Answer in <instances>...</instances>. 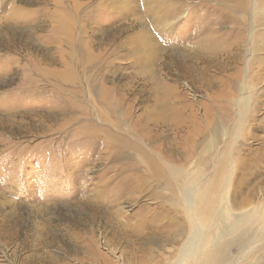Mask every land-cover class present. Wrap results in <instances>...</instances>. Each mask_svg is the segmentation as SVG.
Instances as JSON below:
<instances>
[{
    "label": "rangeland",
    "instance_id": "obj_1",
    "mask_svg": "<svg viewBox=\"0 0 264 264\" xmlns=\"http://www.w3.org/2000/svg\"><path fill=\"white\" fill-rule=\"evenodd\" d=\"M177 1L0 0V264H218L204 198L264 209V0Z\"/></svg>",
    "mask_w": 264,
    "mask_h": 264
},
{
    "label": "bare ground",
    "instance_id": "obj_2",
    "mask_svg": "<svg viewBox=\"0 0 264 264\" xmlns=\"http://www.w3.org/2000/svg\"><path fill=\"white\" fill-rule=\"evenodd\" d=\"M154 2H156L157 0H153ZM165 1V4L166 6L169 8H172L173 9H176V10H181V3L180 1H177V0H164ZM163 2V1H162ZM248 3V5L250 4H254L252 1L250 0H245L244 1V4L246 5ZM159 4V3H158ZM99 5H102L101 3ZM247 6V5H246ZM245 6V7H246ZM169 8V9H170ZM171 10V9H170ZM15 13V11L13 12ZM165 13V12H164ZM167 15V13H165ZM162 15L165 17L166 20H169L171 17H173V20L175 19L174 16L176 15H179V14H174L173 16L172 15ZM235 19V18H234ZM173 20H169L168 22L171 24L173 22ZM233 20V19H232ZM236 20V19H235ZM66 21V20H65ZM236 23V21H235ZM234 23V24H235ZM243 23V22H242ZM247 25V23H245ZM63 25H64V22H63ZM69 26V24H67ZM10 26V25H9ZM231 26V25H230ZM8 27V26H7ZM11 29H13L12 26H10ZM71 27V26H70ZM247 27L250 28V26L248 25ZM61 28V27H60ZM62 28H64L62 26ZM245 28V27H244ZM239 29V27L237 28ZM236 29V30H237ZM33 31V30H32ZM66 31V30H65ZM240 31V30H239ZM245 31V30H244ZM238 32V31H237ZM241 32V31H240ZM238 32V34L240 33ZM30 35V34H29ZM258 35H261V36H264V34H258ZM52 36V35H51ZM59 36V35H58ZM38 37V36H37ZM254 37H256V35L254 34ZM53 38V37H52ZM61 38V37H60ZM56 39V38H55ZM260 39V38H259ZM58 40V39H57ZM241 41V40H240ZM238 41V42H240ZM28 60V59H27ZM29 62V60H28ZM35 62V61H34ZM31 63V62H30ZM37 63V62H36ZM26 65V64H25ZM25 65H22L25 66ZM38 64H35L34 63V66L31 67L28 69L27 67L26 68H22L23 69V76L21 78V85L23 86H29V87H26V88H30V89H36L38 87L39 84H37V80L36 79V75H38V72L40 73V69L36 66ZM25 70V71H24ZM36 74V75H34ZM243 99V98H242ZM214 125V124H213ZM168 126V125H166ZM219 127V126H218ZM218 127L217 126H213V128H210L208 131H206V135L208 134V136L210 135V139H209V142H211L213 144V142L215 141L218 133H217V130H218ZM170 129H174V127H169ZM177 128V127H176ZM178 131V130H177ZM156 132V131H155ZM178 133V132H177ZM205 135V136H206ZM158 136V135H157ZM200 139V138H199ZM214 140V141H213ZM201 143V142H200ZM163 170H158V173H162ZM167 176V174H166ZM173 177V176H172ZM168 178V177H167ZM172 180V179H171ZM167 184H169V180L167 179ZM175 186V185H174ZM199 196V199H203L200 195V194H197ZM204 197H206V195H204ZM213 197V196H212ZM198 198V197H197ZM224 198V197H223ZM193 199V198H192ZM187 200L190 202L191 201V193L189 192V195H188V198ZM216 200V199H215ZM214 200V201H215ZM213 201V199H211L210 197H208L207 199L204 198L203 200V205L204 206L201 208V213H204L203 216L201 217H210L212 219V217H216V214L219 212L218 209H220V217L218 216L217 217V220L218 222H220L219 224V229H220V232H219V239L222 238L221 241H219L216 245V248H215V251L218 252V254L214 256V261L218 262V264H225L229 259L230 257H228V255L226 254V249L231 246V245H234V244H239V247L240 249H244L245 247H254V249L256 247H258L256 244H258V242H264V231L261 233V232H258L256 229L253 228L254 224L258 223L259 221L261 220H264V209L261 211L260 208L256 209V211H253V212H248V210L251 208H249L247 210L246 213L244 214H236L235 213H232V216L231 214L229 215V213H226L224 211H222L221 208H219L218 206H216V203ZM221 205V204H220ZM202 206V205H201ZM223 206V205H222ZM199 207V206H197ZM243 207V206H242ZM245 207V206H244ZM202 210H205L204 212ZM246 210V209H245ZM230 211V210H229ZM243 211V210H242ZM231 212V211H230ZM233 212V211H232ZM239 212V211H238ZM237 212V213H238ZM201 215V214H200ZM199 215V216H200ZM200 217V218H201ZM201 220V219H200ZM238 221H241V223L239 224V226H234L233 222H238ZM206 222V220L204 221ZM213 222V221H212ZM217 223V222H216ZM173 224V223H172ZM174 225V224H173ZM218 225V224H217ZM177 226V224H176ZM214 226V225H213ZM172 227V226H171ZM212 227V226H211ZM213 228V227H212ZM166 229V228H165ZM218 229V230H219ZM263 229V228H262ZM167 230V229H166ZM156 231V230H155ZM162 231V230H161ZM168 231V230H167ZM159 232V231H158ZM156 233V232H155ZM160 233V232H159ZM165 234V233H164ZM170 234V233H169ZM201 234V233H200ZM153 235V234H152ZM158 235V234H157ZM202 235V234H201ZM218 235V234H217ZM262 235V236H261ZM162 236V235H160ZM164 236V235H163ZM169 236V235H168ZM167 236V237H168ZM166 237V236H164ZM207 237V236H206ZM146 238V237H145ZM163 239V238H162ZM203 239V238H202ZM201 239V240H202ZM252 239H253V242H252ZM35 241V244L36 245H48L50 244L49 242L47 241H44L43 239H40V240H37V238L33 239ZM218 240V239H215V241ZM141 241H142V238H141ZM143 242V241H142ZM145 242V241H144ZM167 242V241H166ZM217 242V241H216ZM44 243V244H43ZM146 244L148 242H145ZM188 243V242H187ZM33 244V243H32ZM216 244V243H215ZM250 244V245H249ZM191 245V243H190ZM148 246V245H147ZM26 247V246H25ZM36 247V246H35ZM34 247V248H35ZM43 247V246H42ZM125 247V246H124ZM263 250H264V246H262ZM148 250V249H147ZM183 250V249H182ZM189 251V250H188ZM43 252V251H42ZM159 252V251H158ZM182 252V251H181ZM165 253V252H164ZM183 253V252H182ZM44 254V253H43ZM163 254V253H162ZM248 254V253H247ZM48 255V254H47ZM49 256V255H48ZM211 255H209V257H211ZM29 256H26V259H28ZM52 257V255H51ZM247 257V256H246ZM41 258V257H40ZM39 258V259H40ZM49 258V257H47ZM155 259V258H154ZM202 260V259H201ZM57 261V260H56ZM152 262V261H151ZM54 263V260L53 262ZM156 263V262H155ZM202 263V262H201ZM21 264L22 263V260H21ZM59 264V263H58Z\"/></svg>",
    "mask_w": 264,
    "mask_h": 264
}]
</instances>
